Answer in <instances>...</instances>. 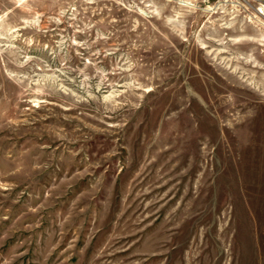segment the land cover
Listing matches in <instances>:
<instances>
[{
  "label": "rangeland",
  "instance_id": "374dc122",
  "mask_svg": "<svg viewBox=\"0 0 264 264\" xmlns=\"http://www.w3.org/2000/svg\"><path fill=\"white\" fill-rule=\"evenodd\" d=\"M0 264H264V0H0Z\"/></svg>",
  "mask_w": 264,
  "mask_h": 264
},
{
  "label": "bare ground",
  "instance_id": "6f19581e",
  "mask_svg": "<svg viewBox=\"0 0 264 264\" xmlns=\"http://www.w3.org/2000/svg\"><path fill=\"white\" fill-rule=\"evenodd\" d=\"M256 12V11H255Z\"/></svg>",
  "mask_w": 264,
  "mask_h": 264
}]
</instances>
